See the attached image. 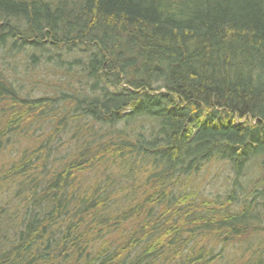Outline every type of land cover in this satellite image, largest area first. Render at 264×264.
Returning <instances> with one entry per match:
<instances>
[{"label": "trees", "instance_id": "obj_1", "mask_svg": "<svg viewBox=\"0 0 264 264\" xmlns=\"http://www.w3.org/2000/svg\"><path fill=\"white\" fill-rule=\"evenodd\" d=\"M0 46V264H264V0H0Z\"/></svg>", "mask_w": 264, "mask_h": 264}, {"label": "rangeland", "instance_id": "obj_2", "mask_svg": "<svg viewBox=\"0 0 264 264\" xmlns=\"http://www.w3.org/2000/svg\"><path fill=\"white\" fill-rule=\"evenodd\" d=\"M8 53V47L6 48H2L0 46V68L2 67L1 65V59L2 57ZM8 60H12L11 58L8 57ZM27 61H25V59L23 58V55L20 54L19 56H17V62H14L12 64V67H14L11 69H7V73L9 74H14L16 75L17 73V78H20V83L23 84L24 86V90L26 91H31L33 93V95H40L43 93V91H45V89L47 88L46 85H38V84H34L35 82H33L35 79V75L30 72L27 74V70L25 68ZM16 70V72H15ZM30 71V70H29ZM40 73L42 72V70H38ZM41 75V74H39ZM33 82V83H32ZM203 178L202 181L204 183V187L205 190L207 191L208 194H215L217 192L221 193L224 190V187L226 186V182H225V175L222 169V166L220 165H213L210 168L206 169L205 172L203 173ZM240 246H237L235 248L230 249L229 253L230 256L232 255V257H229L226 259L233 261L235 256L238 258H240L238 253H242L243 252V248L240 250L239 249ZM238 249L240 250V252L238 251ZM248 255V254H247ZM246 255V257H247ZM229 261V262H230ZM225 263V262H224ZM226 264V263H225Z\"/></svg>", "mask_w": 264, "mask_h": 264}]
</instances>
